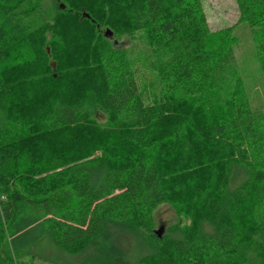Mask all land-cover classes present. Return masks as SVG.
<instances>
[{
  "label": "trees",
  "instance_id": "1",
  "mask_svg": "<svg viewBox=\"0 0 264 264\" xmlns=\"http://www.w3.org/2000/svg\"><path fill=\"white\" fill-rule=\"evenodd\" d=\"M235 2L264 74V0ZM233 28L202 0H0V264H264V114Z\"/></svg>",
  "mask_w": 264,
  "mask_h": 264
},
{
  "label": "rangeland",
  "instance_id": "2",
  "mask_svg": "<svg viewBox=\"0 0 264 264\" xmlns=\"http://www.w3.org/2000/svg\"><path fill=\"white\" fill-rule=\"evenodd\" d=\"M202 5L207 16V21L212 30H217L226 26H234L233 33L237 38L234 49L235 59L244 77L246 89L250 97L251 105L254 109L264 114V74L260 62L256 56L255 45L252 39L250 27L246 22L238 21V10L235 0H202ZM30 6L28 1L26 7ZM85 12V11H80ZM33 22H40L36 15L32 16ZM49 18V16H48ZM103 27L101 33L109 29ZM110 30V37H111ZM47 36L49 32L47 31ZM121 44L128 49L130 56L141 67L143 74L149 77L146 69L148 61V50L144 37L135 35L134 38L123 36ZM49 51V50H48ZM51 59L48 60V62ZM56 65V64H55ZM145 67V68H144ZM55 71V70H54ZM53 71V72H54ZM55 77V76H54ZM147 77H145L147 79ZM96 154H99L97 151ZM174 211L169 206H160L156 212V230L176 221ZM247 221V216L245 217ZM245 221V220H244ZM26 264H50L43 259L26 260Z\"/></svg>",
  "mask_w": 264,
  "mask_h": 264
},
{
  "label": "water",
  "instance_id": "3",
  "mask_svg": "<svg viewBox=\"0 0 264 264\" xmlns=\"http://www.w3.org/2000/svg\"><path fill=\"white\" fill-rule=\"evenodd\" d=\"M83 14V16H86V17H89V15H88V13H86V12H83L82 13ZM110 34V30H106L105 31V35H109ZM49 49L47 48V51H48ZM50 65H51V67H52V70L54 71L55 70V62L54 61H50ZM54 76H56L55 74H54ZM161 228H159V229H157L155 232H156V234L158 235V236H160V233H161Z\"/></svg>",
  "mask_w": 264,
  "mask_h": 264
}]
</instances>
